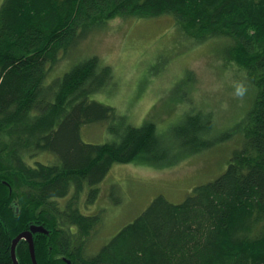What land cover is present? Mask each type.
I'll return each instance as SVG.
<instances>
[{
    "label": "trees",
    "instance_id": "1",
    "mask_svg": "<svg viewBox=\"0 0 264 264\" xmlns=\"http://www.w3.org/2000/svg\"><path fill=\"white\" fill-rule=\"evenodd\" d=\"M116 17H172L198 42L224 39V61L246 70L257 95L244 119V144L225 173L197 186L182 203L158 196L89 254L102 216L82 212L84 195L85 206L92 205L114 165L157 162L170 144L153 122L135 126L95 99V85L108 81L111 71L97 57L47 83L48 68L61 53ZM211 123L191 117L190 126L204 134L211 133ZM91 124H107L110 139L85 142L82 128ZM193 138L171 144L177 155L167 163L213 145ZM44 154L48 162L39 159ZM36 215L48 223V264H67L64 259L264 264V0H5L0 8V264H14V236ZM36 248L40 261L39 241ZM16 255L19 264H32L26 242Z\"/></svg>",
    "mask_w": 264,
    "mask_h": 264
},
{
    "label": "rangeland",
    "instance_id": "2",
    "mask_svg": "<svg viewBox=\"0 0 264 264\" xmlns=\"http://www.w3.org/2000/svg\"><path fill=\"white\" fill-rule=\"evenodd\" d=\"M4 2L0 0V8ZM225 43L218 37L198 42L172 17H116L93 28L48 68L51 84L80 62L97 57L111 71L108 81L95 85V99L126 115L135 126L153 122L170 143L157 162L140 159L114 165L92 205L85 206L84 195L82 212L102 216L89 254L134 222L158 196L179 204L197 186L220 177L233 153L243 146L244 119L253 108L257 89L238 62L224 61ZM238 85L246 88L243 98L236 96ZM191 117L212 122L211 133H196ZM107 129V124H91L82 128L81 135L85 142L103 143L110 139ZM193 137L213 145L168 164L177 155L172 145ZM39 159L48 162L49 158L44 154Z\"/></svg>",
    "mask_w": 264,
    "mask_h": 264
},
{
    "label": "flooded vegetation",
    "instance_id": "3",
    "mask_svg": "<svg viewBox=\"0 0 264 264\" xmlns=\"http://www.w3.org/2000/svg\"><path fill=\"white\" fill-rule=\"evenodd\" d=\"M35 209V208H34ZM45 213V211L43 209H41V213ZM45 215V214H44ZM45 216H42L41 219L38 218V216L36 215L34 218H33V221L30 222V225L27 229H24V231H28L31 229V226L33 225H36V226H43L47 231L49 230L48 228V223L47 221L44 219ZM22 231V232H24ZM21 232V233H22ZM19 233V234H21ZM18 234V235H19ZM39 234H41V236L39 237ZM49 234L50 232L48 231L47 233H35L34 234V245H35V252H36V258H37V241H39V244H40V248H41V245H43V247L41 248V254H40V261L38 260L37 258V262L38 264H48L49 262V257H48V237H49ZM17 235V236H18ZM17 236H14V239L17 237ZM13 239V240H14ZM23 242H26L28 244V250H29V255L31 257V250H30V244L27 240L23 239L19 242V244L23 243ZM13 243V241H12ZM19 244L17 246H19ZM43 255V256H42ZM17 256V255H16ZM32 258V257H31ZM18 260V258H17ZM65 260V259H64ZM19 262V261H18ZM40 262V263H39ZM32 264H33V261H32Z\"/></svg>",
    "mask_w": 264,
    "mask_h": 264
},
{
    "label": "water",
    "instance_id": "4",
    "mask_svg": "<svg viewBox=\"0 0 264 264\" xmlns=\"http://www.w3.org/2000/svg\"><path fill=\"white\" fill-rule=\"evenodd\" d=\"M17 212H19V209H17ZM48 231L43 226H31V229L28 231H24L21 234H19L12 243V258L14 260V264H19L16 256V248L19 242L23 239L27 240L30 244V250H31V257L33 264H38L37 258H36V252H35V245H34V234L35 233H47ZM67 264H72L70 260H66Z\"/></svg>",
    "mask_w": 264,
    "mask_h": 264
},
{
    "label": "clouds",
    "instance_id": "5",
    "mask_svg": "<svg viewBox=\"0 0 264 264\" xmlns=\"http://www.w3.org/2000/svg\"><path fill=\"white\" fill-rule=\"evenodd\" d=\"M246 92V88L243 85H238L236 88V96L243 98V96L245 95Z\"/></svg>",
    "mask_w": 264,
    "mask_h": 264
},
{
    "label": "bare ground",
    "instance_id": "6",
    "mask_svg": "<svg viewBox=\"0 0 264 264\" xmlns=\"http://www.w3.org/2000/svg\"><path fill=\"white\" fill-rule=\"evenodd\" d=\"M17 249V248H16Z\"/></svg>",
    "mask_w": 264,
    "mask_h": 264
}]
</instances>
